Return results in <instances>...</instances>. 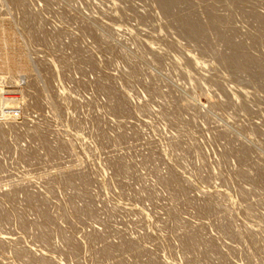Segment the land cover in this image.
Returning a JSON list of instances; mask_svg holds the SVG:
<instances>
[{"label":"rangeland","instance_id":"374dc122","mask_svg":"<svg viewBox=\"0 0 264 264\" xmlns=\"http://www.w3.org/2000/svg\"><path fill=\"white\" fill-rule=\"evenodd\" d=\"M0 264H264V0H0Z\"/></svg>","mask_w":264,"mask_h":264},{"label":"bare ground","instance_id":"6f19581e","mask_svg":"<svg viewBox=\"0 0 264 264\" xmlns=\"http://www.w3.org/2000/svg\"><path fill=\"white\" fill-rule=\"evenodd\" d=\"M188 24H190V23H188ZM194 28H195V26H194ZM194 31V30H193Z\"/></svg>","mask_w":264,"mask_h":264}]
</instances>
